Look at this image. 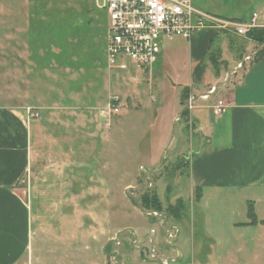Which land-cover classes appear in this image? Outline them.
Instances as JSON below:
<instances>
[{
  "label": "rangeland",
  "instance_id": "rangeland-1",
  "mask_svg": "<svg viewBox=\"0 0 264 264\" xmlns=\"http://www.w3.org/2000/svg\"><path fill=\"white\" fill-rule=\"evenodd\" d=\"M190 1L195 9L200 5V12L218 17L237 13L245 21L254 11L264 14L263 0ZM107 27V13L97 9L95 0H0V108L33 109L39 118L55 113L52 123L81 134L75 137V154L88 159L89 177L80 183L87 197L68 207L67 200L51 196L41 206L43 230H57L66 243L54 242L53 231L50 236L43 231L35 264H162L166 259L170 264H255L251 246L242 255L233 253L237 242L224 247L208 241L188 179L179 180L188 172L190 156L177 157L175 150L183 134L180 115L189 117L190 103L183 86L175 84L189 78L182 64L188 44L162 40L161 58L181 50L167 69L161 62L151 72L110 73ZM110 95L120 96L124 105L107 125L100 111ZM178 107L182 111L175 114ZM185 122L192 137V123ZM85 144L88 150L81 151ZM148 191L157 195L161 209L141 201ZM180 198L186 208L175 221L167 208ZM79 206L88 212L76 228ZM174 225L179 235L168 245L166 230ZM152 229L156 235L151 236ZM150 239L157 259L148 256ZM67 241L82 242L81 254Z\"/></svg>",
  "mask_w": 264,
  "mask_h": 264
},
{
  "label": "crops",
  "instance_id": "crops-1",
  "mask_svg": "<svg viewBox=\"0 0 264 264\" xmlns=\"http://www.w3.org/2000/svg\"><path fill=\"white\" fill-rule=\"evenodd\" d=\"M196 8L202 10L200 5ZM240 16L215 17L246 22L252 15L245 21ZM258 23L264 25V14L260 13ZM182 41L188 44L182 64L189 78L175 85L183 86L182 95L192 108L185 111L188 118L180 115L183 134L175 154L189 155L190 160L188 172L179 180L188 179L209 242L224 247L237 242L233 253L242 255L251 246L255 264H264V43L218 29H204ZM241 41L244 43L239 45ZM179 51L176 48L163 58L159 55L148 72L161 62V68L167 69L169 60H178ZM220 84L224 85L214 91ZM219 101L227 106L221 116L214 113ZM50 116L41 114L33 119L24 108H0V264L38 262L43 231L49 236L53 231H45L41 225L43 208L51 196L62 203L67 200L68 207L87 197L80 183L89 177L88 159L75 154L79 151L77 133L52 123ZM187 119L194 128L192 137ZM84 146L81 151L88 150L89 145ZM176 201L186 208L183 199ZM81 208L74 210V215L80 216L76 228L81 225V215L88 212L87 207ZM183 213L175 221L181 220ZM67 221L73 224L71 219ZM51 234L54 242L66 243L57 237V230ZM77 245L81 254L82 242L67 241V247ZM84 247L86 256V242Z\"/></svg>",
  "mask_w": 264,
  "mask_h": 264
},
{
  "label": "built area",
  "instance_id": "built-area-1",
  "mask_svg": "<svg viewBox=\"0 0 264 264\" xmlns=\"http://www.w3.org/2000/svg\"><path fill=\"white\" fill-rule=\"evenodd\" d=\"M98 10L108 16V27L105 37L106 66L111 72L150 71L158 62L162 40L181 38L191 40L204 29L230 30L240 37H248L254 30L264 29L258 23L260 13L252 14L249 21L239 22L223 20L211 14L197 11L190 0H95ZM246 60H250L249 57ZM124 105L118 95H110L104 109L100 111L107 125L112 116L120 115ZM189 104V108L192 107ZM226 104L219 101L214 108L215 115L226 112ZM28 110L30 117L39 118L38 112ZM157 217L155 212H149ZM178 233L177 227L166 230L165 242L173 245L172 239ZM151 236L156 231H150ZM152 238V237H151ZM151 248L148 256L157 259L154 239H150ZM172 260H162L169 264Z\"/></svg>",
  "mask_w": 264,
  "mask_h": 264
},
{
  "label": "trees",
  "instance_id": "trees-1",
  "mask_svg": "<svg viewBox=\"0 0 264 264\" xmlns=\"http://www.w3.org/2000/svg\"><path fill=\"white\" fill-rule=\"evenodd\" d=\"M248 38H251V39L257 41L259 44H263L264 43V30H262V29L254 30L253 32H251L248 35ZM183 115H184V113H183ZM140 199L145 204L154 203V205L157 208L161 209V207H162V206H160L157 195L155 193L150 192V191H148L144 195H142ZM182 210H183V205L179 202L176 205L170 206L167 208V212L169 213V215L175 219L180 217Z\"/></svg>",
  "mask_w": 264,
  "mask_h": 264
},
{
  "label": "water",
  "instance_id": "water-1",
  "mask_svg": "<svg viewBox=\"0 0 264 264\" xmlns=\"http://www.w3.org/2000/svg\"><path fill=\"white\" fill-rule=\"evenodd\" d=\"M230 75H231V74H230ZM230 75H229V76H230ZM226 81H227V80H226ZM223 85H224V84H220V85L216 86L214 91L218 90V88H219L220 86H223Z\"/></svg>",
  "mask_w": 264,
  "mask_h": 264
}]
</instances>
